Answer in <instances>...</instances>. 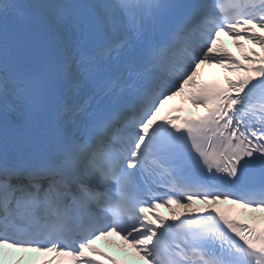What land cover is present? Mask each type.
I'll list each match as a JSON object with an SVG mask.
<instances>
[{
  "label": "snow or ice",
  "instance_id": "6c2138e0",
  "mask_svg": "<svg viewBox=\"0 0 264 264\" xmlns=\"http://www.w3.org/2000/svg\"><path fill=\"white\" fill-rule=\"evenodd\" d=\"M58 99L55 137L22 129ZM243 210L264 213V0H0V264H116L110 236L144 264H264Z\"/></svg>",
  "mask_w": 264,
  "mask_h": 264
},
{
  "label": "bare ground",
  "instance_id": "6f19581e",
  "mask_svg": "<svg viewBox=\"0 0 264 264\" xmlns=\"http://www.w3.org/2000/svg\"><path fill=\"white\" fill-rule=\"evenodd\" d=\"M234 54L237 52L240 53L238 49H236L233 45L228 44L226 41L224 43ZM251 47V45H249ZM214 72L217 71L216 73H221L219 69H211L207 70L206 72ZM223 75V73H221ZM229 75H231L229 73ZM182 211V209H180ZM264 215V213H262ZM170 214L168 213L167 216ZM166 216V217H167ZM101 244L107 246L108 248L114 250L115 252L119 253H126L127 251L130 252L131 256L135 259H140V257L130 248V246H126L123 241H118L117 238H105L100 241ZM41 254H36V253H14L12 250L5 249V257H4V264H29V260L32 258H41ZM23 257V259H21ZM144 263V262H143Z\"/></svg>",
  "mask_w": 264,
  "mask_h": 264
}]
</instances>
